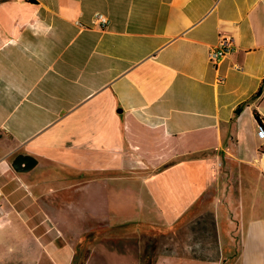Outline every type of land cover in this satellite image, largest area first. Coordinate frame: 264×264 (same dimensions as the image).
<instances>
[{"label": "crops", "instance_id": "obj_1", "mask_svg": "<svg viewBox=\"0 0 264 264\" xmlns=\"http://www.w3.org/2000/svg\"><path fill=\"white\" fill-rule=\"evenodd\" d=\"M254 114L264 0H0V264H264ZM207 194L216 259L145 253Z\"/></svg>", "mask_w": 264, "mask_h": 264}, {"label": "rangeland", "instance_id": "obj_2", "mask_svg": "<svg viewBox=\"0 0 264 264\" xmlns=\"http://www.w3.org/2000/svg\"><path fill=\"white\" fill-rule=\"evenodd\" d=\"M213 190V188L209 189ZM207 194L205 208L191 219H180L173 229L165 231L157 227L153 232H143L144 249L148 254L193 256L207 261L218 257L215 222Z\"/></svg>", "mask_w": 264, "mask_h": 264}, {"label": "built area", "instance_id": "obj_3", "mask_svg": "<svg viewBox=\"0 0 264 264\" xmlns=\"http://www.w3.org/2000/svg\"><path fill=\"white\" fill-rule=\"evenodd\" d=\"M93 25L99 27H105L108 24L107 18L99 13L94 14L93 16ZM235 45L232 37L229 36H220L217 43L211 47L207 53V61L213 70H217L221 62L227 58L233 51ZM217 82L221 83L222 78L217 77ZM257 136L259 139L264 140V130L258 126Z\"/></svg>", "mask_w": 264, "mask_h": 264}, {"label": "trees", "instance_id": "obj_4", "mask_svg": "<svg viewBox=\"0 0 264 264\" xmlns=\"http://www.w3.org/2000/svg\"><path fill=\"white\" fill-rule=\"evenodd\" d=\"M236 111H238V108L236 109ZM254 117H255V119L257 121V125L264 130V122L261 121L256 114H254ZM144 251L146 253V250H144Z\"/></svg>", "mask_w": 264, "mask_h": 264}]
</instances>
